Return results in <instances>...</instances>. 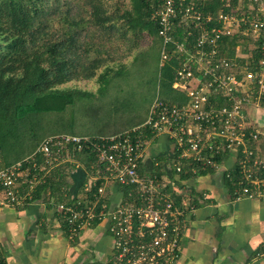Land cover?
<instances>
[{
	"label": "built area",
	"instance_id": "2783aa9c",
	"mask_svg": "<svg viewBox=\"0 0 264 264\" xmlns=\"http://www.w3.org/2000/svg\"><path fill=\"white\" fill-rule=\"evenodd\" d=\"M157 1L153 19L163 40L160 66L175 57L172 88L184 100L156 99L145 122L123 133L99 138L50 136L24 161L0 165V210L21 207L32 200L33 191L52 169L65 163L80 169L73 152L92 147L104 168L92 166V173L85 168L82 200L59 203L57 211L71 240L85 227L108 219L112 246L103 264L179 261L185 219L195 207L183 195V182L145 171L148 148L156 140L170 142L178 176L196 179L218 172L226 157L236 152L242 187L236 197L253 198L264 190L255 177L258 163L249 164L253 155L249 147L259 142V116L264 115V0H238L236 5L223 0L225 9L216 13L203 10L195 0ZM181 27H188L181 34L183 41L175 36ZM232 37L247 39L249 45L238 46L228 56L221 44ZM94 188L93 199L85 203ZM118 189L123 193L113 200Z\"/></svg>",
	"mask_w": 264,
	"mask_h": 264
},
{
	"label": "trees",
	"instance_id": "16d2710c",
	"mask_svg": "<svg viewBox=\"0 0 264 264\" xmlns=\"http://www.w3.org/2000/svg\"><path fill=\"white\" fill-rule=\"evenodd\" d=\"M197 2L207 12L216 13L225 9L223 0ZM237 2L238 0H232L233 5ZM156 9L157 0H0L1 167L14 165L29 157L11 163L6 159V155L4 156V146L11 136V133L6 131L8 125L18 128L24 123L26 127H30L33 135L36 123L40 122L42 125L45 121L53 120V113H79L82 109L85 112L93 104L90 100L97 98L100 104L101 101L113 97L122 79L126 75L129 76L132 65L140 60L143 53L157 39L160 40L161 64L163 40L159 36V25L153 19ZM88 29H92V40L82 43V33ZM187 29L188 27L177 28L176 38L183 41L185 35L181 34ZM115 34L129 44L128 51L133 56L131 61L124 63L121 59L115 62L110 61L108 57H101L106 53L108 44L114 43ZM145 36L151 39L152 44L135 52L138 42ZM248 45L247 39L232 37L224 40L221 49L225 50L228 56H233L238 46L247 48ZM168 52H172L171 47ZM177 66L178 62L174 57L160 69L162 85L171 90L169 92L176 94L174 98L161 99L164 102L180 103L184 100L172 88L176 80ZM102 67L105 68L97 78L99 88L96 93L63 88L72 81L93 79L96 77V71ZM75 107L79 108L78 111ZM130 129L132 128L123 132ZM101 133L79 135L73 131L56 134L92 138L119 134ZM47 137L50 135L44 137L41 142ZM39 144L34 145L33 153ZM72 157L82 165L79 168H86L90 173L94 171L91 170L92 166L104 168L90 146L80 153L73 152ZM38 162L41 163V160ZM75 170L77 167L67 163L52 169L45 182L35 188L32 199L41 198L46 192L61 194L64 189L68 190ZM100 182L98 181V184ZM96 192L97 188L92 189L85 203L89 204Z\"/></svg>",
	"mask_w": 264,
	"mask_h": 264
},
{
	"label": "crops",
	"instance_id": "0c3cea01",
	"mask_svg": "<svg viewBox=\"0 0 264 264\" xmlns=\"http://www.w3.org/2000/svg\"><path fill=\"white\" fill-rule=\"evenodd\" d=\"M202 2L206 0H199ZM259 117V142L249 147L253 150L249 164L258 163L255 177L263 190L264 115ZM172 152L167 139L156 140L148 148L143 166L148 173L159 172L162 179L183 182V195L195 207L185 219L181 254L175 264H264V190L253 198L236 197L235 193L242 191L237 153L226 157L222 170L193 179L176 175ZM85 180L86 171L77 169L69 181L70 191L46 192L24 206L0 210L3 264H103L110 258L108 219L85 227L71 240L57 211L59 203L82 200ZM122 193L118 189L113 200Z\"/></svg>",
	"mask_w": 264,
	"mask_h": 264
},
{
	"label": "rangeland",
	"instance_id": "374dc122",
	"mask_svg": "<svg viewBox=\"0 0 264 264\" xmlns=\"http://www.w3.org/2000/svg\"><path fill=\"white\" fill-rule=\"evenodd\" d=\"M89 30L82 33V43L92 40L90 34L93 32L92 29ZM118 37V34L114 35V43L108 44L106 53L101 57H108L110 61L115 62H119L121 59L124 63L131 61L133 56L128 51L129 44ZM95 41H97V38ZM151 44V39L145 36L140 39L138 46L134 50L138 52V49H144ZM160 50V40L157 39L143 53L140 60L132 65L129 76L126 75L122 79L120 86L116 88L117 93L106 101H101L100 104L97 98L90 100L89 102H93V104L85 112L82 109L79 113H53V120L45 121L42 125L40 122L36 123L37 126L33 130V135L31 134L30 127H26L24 123H21V126L18 128L8 125L6 131H9L11 136L8 140L9 145L7 143L3 149L6 159L12 163L31 156L34 145L39 144L48 135L53 136L51 134L74 131V133L79 135H98L101 132V134L108 135L142 125L148 117L149 110L156 99L176 97L175 93L169 92L171 90L166 89L162 85L160 76ZM104 68L102 67L96 71V77L93 79L72 81L63 88L71 90L81 89L96 93L99 88L97 78ZM75 109L78 111L79 108L75 107ZM71 129L73 130L70 131Z\"/></svg>",
	"mask_w": 264,
	"mask_h": 264
}]
</instances>
